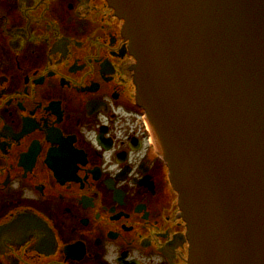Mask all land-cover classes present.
<instances>
[{"label":"flooded vegetation","instance_id":"1","mask_svg":"<svg viewBox=\"0 0 264 264\" xmlns=\"http://www.w3.org/2000/svg\"><path fill=\"white\" fill-rule=\"evenodd\" d=\"M123 23L109 0H0V264H187Z\"/></svg>","mask_w":264,"mask_h":264},{"label":"water","instance_id":"2","mask_svg":"<svg viewBox=\"0 0 264 264\" xmlns=\"http://www.w3.org/2000/svg\"><path fill=\"white\" fill-rule=\"evenodd\" d=\"M179 193L187 264H264V0H109Z\"/></svg>","mask_w":264,"mask_h":264}]
</instances>
